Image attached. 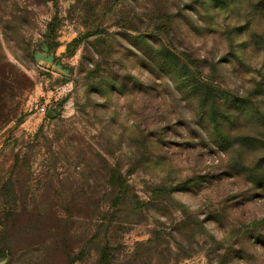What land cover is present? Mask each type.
Masks as SVG:
<instances>
[{"label":"rangeland","instance_id":"obj_1","mask_svg":"<svg viewBox=\"0 0 264 264\" xmlns=\"http://www.w3.org/2000/svg\"><path fill=\"white\" fill-rule=\"evenodd\" d=\"M0 264H264V0H0Z\"/></svg>","mask_w":264,"mask_h":264},{"label":"built area","instance_id":"obj_2","mask_svg":"<svg viewBox=\"0 0 264 264\" xmlns=\"http://www.w3.org/2000/svg\"><path fill=\"white\" fill-rule=\"evenodd\" d=\"M41 111H42V112H45V108H41Z\"/></svg>","mask_w":264,"mask_h":264}]
</instances>
